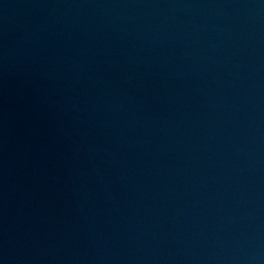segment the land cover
I'll use <instances>...</instances> for the list:
<instances>
[{
  "label": "water",
  "instance_id": "95a60500",
  "mask_svg": "<svg viewBox=\"0 0 264 264\" xmlns=\"http://www.w3.org/2000/svg\"><path fill=\"white\" fill-rule=\"evenodd\" d=\"M0 264H264V0H0Z\"/></svg>",
  "mask_w": 264,
  "mask_h": 264
}]
</instances>
